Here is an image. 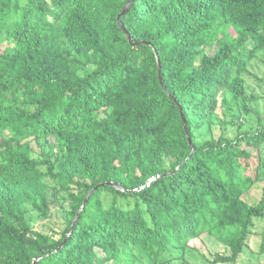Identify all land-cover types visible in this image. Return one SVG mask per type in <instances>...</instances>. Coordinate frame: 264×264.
<instances>
[{
  "label": "trees",
  "instance_id": "obj_1",
  "mask_svg": "<svg viewBox=\"0 0 264 264\" xmlns=\"http://www.w3.org/2000/svg\"><path fill=\"white\" fill-rule=\"evenodd\" d=\"M261 53L264 0H0V264H108L129 246L158 262L203 235L228 252L210 264L235 263L264 223L245 78ZM50 138L56 154L30 155ZM51 185L70 200L59 233L22 208L48 219Z\"/></svg>",
  "mask_w": 264,
  "mask_h": 264
},
{
  "label": "rangeland",
  "instance_id": "obj_2",
  "mask_svg": "<svg viewBox=\"0 0 264 264\" xmlns=\"http://www.w3.org/2000/svg\"><path fill=\"white\" fill-rule=\"evenodd\" d=\"M246 85L249 88V95L256 97L257 102L253 103V107L264 118V84L261 79H264V53L259 54V58L253 60L248 66V73L245 76ZM223 107H218L217 114L219 118L223 117ZM221 120V119H220ZM229 120V119H228ZM257 118L253 113L245 118V126L243 128L255 129L258 127ZM236 128L228 125L226 128H221L220 125L213 127L214 137L225 134V136L232 138L236 134ZM30 155L34 158H39L42 153L54 152L59 150L58 143L55 138L48 140H38L31 142ZM166 165L170 164L169 160L165 161ZM50 183V182H49ZM262 185H257L252 191L245 196V199L254 203L260 199V188ZM49 202V218L41 219L34 213L28 204H24L22 208L26 212V218L30 225L37 231L50 233H59L67 226V210L70 206L67 194L52 185L48 189ZM255 227L248 236L247 247L237 261L232 264H264V253H260V247L263 243L262 232L264 230V223L257 221ZM124 246V244H121ZM227 249L215 238L203 235L191 242L185 251L172 250L171 253L164 254L158 262L152 261L135 247H127L122 252L121 258L115 262L108 264H210L217 256L226 254ZM100 253V252H99ZM228 253V252H227ZM101 254V253H100ZM101 256V255H100ZM220 264V263H219Z\"/></svg>",
  "mask_w": 264,
  "mask_h": 264
},
{
  "label": "water",
  "instance_id": "obj_3",
  "mask_svg": "<svg viewBox=\"0 0 264 264\" xmlns=\"http://www.w3.org/2000/svg\"><path fill=\"white\" fill-rule=\"evenodd\" d=\"M128 8H129V4H127V5L124 7L122 13H121V14L119 15V17H118V21H119L120 17H122L123 15H125V14L127 13ZM120 28H121L122 31L124 32L126 38L129 40L130 44H132L133 46H139V45H141V44L144 45L143 42H142V43H134V42L132 41V38H131L130 35L128 34V32H127V31L125 30V28L123 27V25H120ZM155 54H156V52H155ZM157 65H158L159 79H160V82H161V78H160V70H161V68H160L159 58H157ZM161 84H162V82H161ZM110 185H111V184H110ZM114 186H115V185H114ZM115 187H116V186H115ZM116 188H119V187H116ZM89 195H90V194H89ZM89 195L86 197V199H85V201H84V203H83V206H84V204L86 203V201H87ZM83 206H82L81 208H83ZM78 217H79V212H78L77 216L75 217L74 224L76 223V220L78 219ZM74 224H73V225H74Z\"/></svg>",
  "mask_w": 264,
  "mask_h": 264
}]
</instances>
